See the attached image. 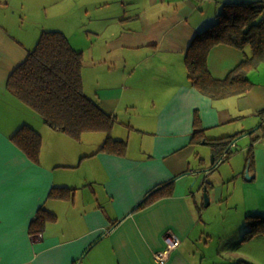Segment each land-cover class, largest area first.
Returning a JSON list of instances; mask_svg holds the SVG:
<instances>
[{"label": "crops", "instance_id": "crops-1", "mask_svg": "<svg viewBox=\"0 0 264 264\" xmlns=\"http://www.w3.org/2000/svg\"><path fill=\"white\" fill-rule=\"evenodd\" d=\"M249 1L0 0V264H264V234L244 238L246 216L264 215V61L246 92L212 97L192 85L185 60L225 3ZM44 30L63 31L83 52L84 93L112 116L123 154L100 150L105 131L78 140L52 128L8 90ZM250 54L219 43L208 68L223 79ZM23 124L42 135L38 162L11 139ZM224 137L223 151L208 142ZM171 183V194L145 202ZM206 183L208 205L230 201L238 183L243 199L241 224L218 229L215 252L213 234L205 238ZM54 186L74 188L73 197L50 198ZM41 206L58 218L32 234ZM169 232L181 242L157 261Z\"/></svg>", "mask_w": 264, "mask_h": 264}, {"label": "trees", "instance_id": "trees-1", "mask_svg": "<svg viewBox=\"0 0 264 264\" xmlns=\"http://www.w3.org/2000/svg\"><path fill=\"white\" fill-rule=\"evenodd\" d=\"M226 43L242 50L251 49L242 62L223 79L214 77L208 68V55L213 46ZM186 65L193 86L212 97L243 94L252 85L248 73L264 61V0L225 3L218 20L199 32L186 51ZM84 54L76 50L61 30H44L27 58L10 74L8 90L40 114L52 128L62 130L74 139L85 132L105 131L108 135L100 150L123 154L127 142L113 138L112 116L84 93ZM193 140L206 138L198 116ZM11 139L35 162L40 159L42 135L29 124H23ZM230 137L209 139L225 150ZM251 156V155H250ZM209 187V183H206ZM74 188L54 186L50 198L70 199ZM172 193V183L164 185L145 202ZM58 216L41 206L31 221L29 231L41 234ZM244 238L264 234V215H247ZM240 264L247 261L238 260ZM250 264V263H249Z\"/></svg>", "mask_w": 264, "mask_h": 264}, {"label": "rangeland", "instance_id": "rangeland-1", "mask_svg": "<svg viewBox=\"0 0 264 264\" xmlns=\"http://www.w3.org/2000/svg\"><path fill=\"white\" fill-rule=\"evenodd\" d=\"M81 30H83V25L81 26ZM85 72L87 71L85 70ZM240 147H238L239 151L241 150ZM237 160L241 162V164L243 163V159L240 158V156H238ZM210 178L211 176H208V179ZM228 182L233 183V179L229 180ZM240 189L241 188L239 187V183H238L236 193L230 201H225L224 203H220L217 205L214 204L213 206L211 205L207 206V208L209 209L204 215V219H205L204 223H206L204 226L206 227L205 238L208 236V234H213V237L210 241V246L208 248L210 251L215 252L221 246V239L219 238L220 235L217 232L222 225H226L227 227H232L241 224L239 218L242 213V210L240 209L243 207V199L241 196Z\"/></svg>", "mask_w": 264, "mask_h": 264}, {"label": "built area", "instance_id": "built-area-1", "mask_svg": "<svg viewBox=\"0 0 264 264\" xmlns=\"http://www.w3.org/2000/svg\"><path fill=\"white\" fill-rule=\"evenodd\" d=\"M166 247L164 249L154 252V258L157 261L164 262L168 259L169 253L172 249L176 248L181 240L179 236L173 232H169L165 236Z\"/></svg>", "mask_w": 264, "mask_h": 264}, {"label": "water", "instance_id": "water-1", "mask_svg": "<svg viewBox=\"0 0 264 264\" xmlns=\"http://www.w3.org/2000/svg\"><path fill=\"white\" fill-rule=\"evenodd\" d=\"M249 132H246L245 133V135L246 134H248ZM211 160H212V163H214V161H215V154L213 153L212 154V156H211ZM250 173H249V171L247 170V172H246V177L247 178H249L250 179ZM157 189H154V190H152L151 192H149L147 195H146V197L139 203V204H141L145 199H147L153 192H155ZM204 200H205V204L206 205H208V203H209V200H210V197H209V194H208V189H207V185H205L204 186ZM138 204V205H139Z\"/></svg>", "mask_w": 264, "mask_h": 264}]
</instances>
